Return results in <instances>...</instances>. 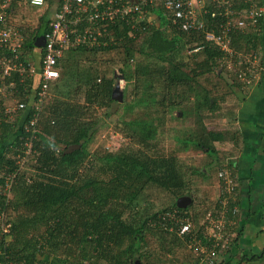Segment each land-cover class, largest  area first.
<instances>
[{
	"label": "trees",
	"instance_id": "1",
	"mask_svg": "<svg viewBox=\"0 0 264 264\" xmlns=\"http://www.w3.org/2000/svg\"><path fill=\"white\" fill-rule=\"evenodd\" d=\"M49 1L46 0V4ZM160 1L156 0V3ZM242 7L238 2L232 6L230 4L234 13L241 12ZM145 8L156 14L158 23L147 25L142 21L132 27L126 18L110 24L107 31L98 37L101 43L99 47L73 50L65 58L66 62L77 61H69V64H74L70 74L73 69L76 74H69L67 81L70 85L73 81L82 83L85 89L82 103L75 100L79 87L78 92L73 91V96L67 97L72 92L70 88L68 93H64L67 89L63 82L66 72H61V67L63 70L65 62L61 64L64 57L60 59V76L49 90L50 93L52 87L59 97L42 105L36 138L26 131L33 115L32 105L37 101L35 93L38 90L34 89V80L20 82L17 72L4 78V85L14 83L9 90L26 107L18 109L19 114L14 120H0V188L5 175L19 167L17 162L24 155L25 144L31 142L32 150L24 164L26 169L14 180L15 184L10 190L12 197H6L0 190V264H132L136 259L141 264H153L148 262L151 255L143 246L146 233L157 238L159 252L164 256L175 257L177 252L187 248L189 241L199 242L206 247L211 245L205 239L204 226L198 222L209 210L191 216L187 214L195 209L187 176L204 178L213 166L217 174L222 161L219 163L218 159L215 160L214 144L228 138L221 132L207 130L201 123L197 130L186 134V137L175 136V141L182 144V150H191L189 147L192 144V149L201 150L210 158L205 166L194 167L190 174L180 171L176 149L163 155L156 151L155 146L165 117L170 115L172 118L173 111L177 107L185 108L190 101L188 97L195 95L194 78L213 72L217 63L221 65L229 59L212 41L205 40L206 34H216L226 22L224 6L219 8L215 3H207L205 11L197 13V24L201 26L189 30L183 29V19L174 21L173 13L168 20L162 18L164 9L160 6L154 5L152 8L148 4ZM50 21L48 16L39 18L38 26L29 35L23 31L17 63L26 65L30 62L35 65L38 59L33 55V43L48 31ZM261 34L260 27L258 32L234 29L230 34V45L234 51L245 45L247 50L242 53L253 51L257 55ZM187 47L199 59L193 68L183 60L182 53ZM196 47L199 49L195 51ZM135 51L142 54L143 59H134L137 55ZM85 53L90 54L93 60L90 70L82 72L81 61L77 58ZM241 54L235 51L230 59L239 62ZM97 61L102 62L98 64ZM263 63L261 59L260 65ZM107 65L113 68L119 65L118 72L123 81L137 83V104L147 106L148 112L144 114L146 118L142 119L129 118L124 121L116 118L119 133L128 138L130 144L116 153L99 155L90 153L87 148L103 122L95 118L94 109H109L112 104L120 103L112 96L115 77L107 78L104 70ZM244 73L238 74L239 78L247 76L241 85L250 81L246 71ZM201 93L197 92L194 96V109L206 108L212 113L217 111L219 106L216 100ZM70 146L76 148L66 153ZM28 167L34 171L31 184L25 183ZM149 185L171 193L175 201L152 214L145 212L143 218L132 216L123 219V213L130 210L135 198ZM181 196H189V206H194L191 209L177 208L176 199ZM219 201L214 207H218ZM10 211L16 214L15 220H10ZM173 212L176 220L168 216ZM192 218L197 220L198 228L180 236L179 228ZM5 226L8 227L7 234H2ZM49 251H61L65 258L54 256V261L48 262L45 257H49ZM156 260L160 262L159 258Z\"/></svg>",
	"mask_w": 264,
	"mask_h": 264
},
{
	"label": "rangeland",
	"instance_id": "2",
	"mask_svg": "<svg viewBox=\"0 0 264 264\" xmlns=\"http://www.w3.org/2000/svg\"><path fill=\"white\" fill-rule=\"evenodd\" d=\"M26 2L27 0H0V11H3L7 14V26L17 29L21 33V35L23 31H25L26 34L29 35L32 30H34L38 26L40 16L44 13L47 14V11L43 13L41 12L40 14L39 12H37L39 8L33 9ZM51 14L52 12L49 11L48 18L51 17ZM256 32H258V30ZM23 36L24 35H22V38H24ZM253 36H257V34H254ZM38 52L39 51L36 50L35 55H37ZM135 52H137L135 53V55H137L134 59L138 61L143 59L142 54H139L138 51ZM192 52L193 51H191L189 47H187L186 50L182 53V56L184 62H186L187 65L193 68L194 63L197 62L199 59L194 57L192 55ZM69 53L70 52L65 53L64 59L60 62L61 64L62 62H65V67L63 68V70L61 67V72H66V74L64 75L65 77L63 79V82H65V87H67V89L65 88L64 93H68V88H70L72 92H69L67 94V97L68 95L73 96L76 91L78 92L79 87V95L76 96L75 100H77V102L79 103H82L84 101L83 97L85 92V89L82 88V83L78 84L77 82L73 81V83L71 82L70 85L67 81V77L69 76L72 68L71 66L74 65L72 63L77 62L75 60H67V62L65 61V58H68L70 56L68 55ZM254 54L255 53H253V51H248L246 53L244 52L240 56L242 62H250L248 68L247 64H239L238 62H236L237 60L235 61L233 58H229L224 64L221 63L220 65V63H217L213 68V72L201 75L197 79L194 78L193 86L195 87V95L197 92H202V96L204 95L207 98H214L217 102V105L219 106V109L217 111L212 113L209 112L206 108H201L199 110L194 109L193 103H195V95H192L191 97H188L190 98V101H188L189 103L185 108L180 109V107H177L172 113V118L169 117L170 115H167L165 117V123L163 125V128H161L162 130L160 131L161 135H159V137L157 138L155 146L157 148L156 151L163 155H167L171 149H176L179 162L178 165L181 169V172L190 174L192 173L194 167L205 166L210 159L205 152L201 150L192 149V144L189 147L191 148V150H188L187 152L182 150V144L176 142L174 139L175 136L184 138L186 137V134L194 132V130L198 129V126L200 125L199 123L205 126L207 130L221 132L225 134V136L228 138L223 142H218L214 144V147L216 148L215 160L222 157H225L226 159L235 158V149L236 147H238L240 141L238 140L239 136L235 131L236 129H234V117L236 116V112L239 109L240 104L242 103V101L240 100L245 99V95H242L241 87L238 86L241 85L242 82H244L243 78L247 77L241 76L239 78L238 74H240L241 72L244 73L246 71V75H248L247 79H256L259 77L260 72L262 71H260V68L264 66V63L263 65H260V61L263 54H261L260 52H256V56ZM254 56L257 58H254ZM76 58L77 57H75L74 59ZM77 59H80L81 61L80 68L82 72L87 69L90 70L89 66H92L91 60H93V57L90 56V54H82L81 57ZM69 61H71L72 63L69 64ZM101 62L102 61H97L98 64ZM113 67L107 65V67L104 68L107 74V78H109L110 76L114 77V74L119 75L118 68L120 66L118 65L115 66V68ZM190 67L187 68V71ZM73 70L75 71V69ZM73 70L70 74L71 76L76 74V72H74ZM119 77L121 76H118V78ZM117 80L114 79V86L119 83V79ZM121 83L123 99H121L119 104H112L109 109H94L96 116L95 118L102 120L103 122L100 123L98 132L87 145L88 150L92 154L102 155L105 152L116 153L120 150H123L130 144V140L119 133V127H117L116 125L117 122L119 124V121L116 120V118H122V120L124 121H128L129 118L142 119V117H144V114L146 115L148 112L147 106H144L143 104H137V83L135 81L129 82L127 80L122 81ZM9 88H11L10 85H8V87H6L5 89L6 97L0 103V108L10 110V113H8L5 117H1V119H9L10 121L14 120L16 115L19 114L17 105L20 99L15 96L13 92L9 90ZM58 97V93L52 91L51 87V91L45 102H47V104L51 103L53 99H56ZM153 110H155V112L157 111L156 109ZM157 112H160V110L158 109ZM203 115L205 116L203 117ZM234 143H236V145ZM26 173L28 176L33 178L34 171L31 167L27 168ZM187 179L189 180V192L193 196L195 203V209L189 210L187 214L191 216L193 213L197 214L201 213V211L203 212L204 210H213V207L215 206L219 198V188L217 186L216 181V167L213 166V169H209L208 173L204 178L198 175H193L187 176ZM7 196L11 198L12 193L7 194ZM174 201L175 196L171 193L161 188H158L157 186L149 185L148 187L144 188L143 192H141L139 196L135 198L134 203L130 205V210H126L123 213L122 217L123 219L129 217L131 218L132 216L133 218L137 219L143 218L145 212L148 214H152L158 210L166 208L168 205H171ZM193 206L194 205H192L191 207L188 206V208L191 209ZM9 214L11 217L10 220H15L16 214L12 211H10ZM5 217L6 216L4 214V218ZM5 220L7 219H4V221ZM188 222L191 224L193 230H196L198 228L197 220H195L194 218L188 220ZM198 222L200 225H202L204 222V218L200 219ZM232 226V228L225 229L226 235L229 238H232L230 237V235H233L235 233L236 225ZM4 229L8 231V227L6 229L5 226ZM143 243V246L145 247L144 250L147 249L151 255L150 260L148 262H151L153 264H185V261L187 260H196V258L194 257L195 255L198 258H200V256L202 255V252L200 251V248L198 246L194 245L190 247L191 245L189 246L187 244V248H185L182 252H177L175 257H172V255L164 256L163 254H161V252H159V241L157 240V238L151 236L150 233L145 234V241ZM54 256L59 257L61 259L65 258V256L62 255L61 251H49V257L45 258L48 260V262H51L52 260L54 261ZM156 258H159L160 262H158V260H156V262ZM220 260V256L216 258V261L220 262ZM141 263L142 262L136 259L133 260L132 264ZM85 264L88 263L85 262Z\"/></svg>",
	"mask_w": 264,
	"mask_h": 264
},
{
	"label": "built area",
	"instance_id": "3",
	"mask_svg": "<svg viewBox=\"0 0 264 264\" xmlns=\"http://www.w3.org/2000/svg\"><path fill=\"white\" fill-rule=\"evenodd\" d=\"M27 1L31 8L43 9L46 6V0ZM235 2L243 6L240 9L241 12H232L230 4L232 6ZM207 3H215L219 8L223 5V15L227 20L220 26L216 34H206L205 40L212 41L222 54L231 58L235 51L230 45V34L234 29L253 32L258 30V17L262 12L260 0H161L158 3L156 0H62L60 7L55 11L49 23L48 31L43 35L45 43L36 56L38 61L35 65L30 62L26 65L22 62H16L19 54H21L23 38L17 29L7 26V14L0 11V101L6 97L5 89L8 87L3 83L4 78L10 76L12 72L18 73L21 78L20 82L26 79L34 80L36 84L34 89L38 90L35 93L37 101L32 105L33 115L26 131L32 133V138H36L37 123L42 105L49 93L50 86L60 76L58 62L65 53L79 49L92 50L99 47L101 43L98 42V37L107 31L108 25L121 22V20L124 21L126 18L129 19L128 23H131L132 27L142 21L147 25H155L159 19L156 14L145 8L148 4L152 8L155 5L164 9L161 13L162 18L168 20L169 15L173 13L174 21L183 19L182 27L185 30L193 29L195 26L200 27L201 25L197 24V13L205 11ZM198 49L199 47H196L195 51ZM2 52L4 53L2 54ZM240 58L238 57V63L242 64ZM244 63L247 64L248 68L250 62ZM8 85L13 87L14 83ZM24 107L26 104L19 101L17 109ZM8 113L10 110L0 108V120ZM31 150V142L26 143L24 155L17 162L19 167L16 168L15 172H9L5 175L1 192L6 197L15 184L16 176L26 169L24 164L28 161ZM235 168L234 159H228L219 168L217 180L219 189L222 191V198L218 207H213V210L207 212L202 224L205 239L212 242L216 249L229 245L231 238L226 235L225 229L233 225L232 218L238 211L236 206H229L237 187ZM31 182L32 178L26 173L25 183L31 184ZM168 216L171 220H176L174 212ZM6 231L4 229L3 232ZM191 231V224L186 221L179 228L178 234L183 236L191 233ZM234 235L235 233L231 234L230 237H234ZM197 246L201 248L199 244Z\"/></svg>",
	"mask_w": 264,
	"mask_h": 264
},
{
	"label": "crops",
	"instance_id": "4",
	"mask_svg": "<svg viewBox=\"0 0 264 264\" xmlns=\"http://www.w3.org/2000/svg\"><path fill=\"white\" fill-rule=\"evenodd\" d=\"M61 1L50 0L43 9L37 11L40 14L47 11V14L44 13L40 18L47 17L50 11L52 12L49 18L51 20L60 7ZM260 3L262 12L258 17L257 29L261 28L262 36L256 51L263 54L261 59L264 62V0H260ZM244 46L235 51L241 54L247 50ZM35 54L36 50L34 57L38 55V53ZM255 56L254 58H257ZM260 71L258 78H253L241 85V92L245 95V99L240 100L242 103L234 117V129L240 141L233 158L236 162L237 187L229 203V206L238 208L236 215L232 218L233 225H236L235 235L231 238L229 245L217 249L212 242L209 247H206L199 242L189 241L187 244L191 245L190 247L199 244L203 254L200 258L195 255L196 260H187L185 264H226L228 261L229 264H264V66L260 68ZM227 160L222 157L217 162L222 161L223 164ZM216 181L219 188L217 174ZM221 197L222 191L219 189L218 199L221 200ZM219 256L220 262L216 261Z\"/></svg>",
	"mask_w": 264,
	"mask_h": 264
},
{
	"label": "water",
	"instance_id": "5",
	"mask_svg": "<svg viewBox=\"0 0 264 264\" xmlns=\"http://www.w3.org/2000/svg\"><path fill=\"white\" fill-rule=\"evenodd\" d=\"M44 36L41 35L36 38V40L33 43L34 48H42L44 46ZM115 79H119V83L115 86H113V98L116 99L117 101H121L122 99V76L118 78V75L114 74ZM118 81V80H117ZM76 146H70L67 150L66 153L72 152L73 149H75ZM191 204V198L189 196H181L176 199V206L179 209H184L187 208Z\"/></svg>",
	"mask_w": 264,
	"mask_h": 264
},
{
	"label": "clouds",
	"instance_id": "6",
	"mask_svg": "<svg viewBox=\"0 0 264 264\" xmlns=\"http://www.w3.org/2000/svg\"><path fill=\"white\" fill-rule=\"evenodd\" d=\"M40 49V48H39ZM37 50V49H36Z\"/></svg>",
	"mask_w": 264,
	"mask_h": 264
}]
</instances>
